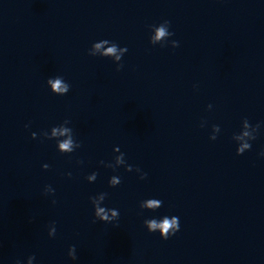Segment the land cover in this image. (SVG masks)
<instances>
[{
	"label": "clouds",
	"instance_id": "obj_1",
	"mask_svg": "<svg viewBox=\"0 0 264 264\" xmlns=\"http://www.w3.org/2000/svg\"><path fill=\"white\" fill-rule=\"evenodd\" d=\"M170 27V21L164 20L162 23H160L158 26H151V31L154 34H151L150 36V43L153 45L157 44V41H160L165 38H169L174 33L169 31ZM168 39H166V42ZM105 44H111L110 47L106 49L105 52L100 53V57H114L113 62L117 63V71H119L123 65L120 64L119 62L121 61L123 55L127 52L126 47H117V44L110 42L108 40H102L100 43H94L89 50V55L90 56H97V53L100 52V49L105 45ZM161 47L166 46V43L160 44ZM171 46L173 48L179 47V42L178 41H171ZM47 85L50 88L51 92L53 94L63 96L66 95L70 91V84L65 82L64 78L62 76H56V77H50L47 80ZM208 108L211 109L212 105H208ZM71 122L69 120H64L63 123L54 126L50 130V134L48 131H45L42 133L43 137L48 140L55 139L56 140V147L58 152L61 154H70L73 153L76 149L80 148L82 145L80 142H78L75 137H74V131L71 127H68ZM242 125L244 129H253L255 134H252L248 131H243L239 134H234L233 139L240 140L243 137H248V140H244L242 143H240L236 149V154L237 155H242L246 151L251 150V143L250 141H253L256 139V134L258 130L261 127L260 123H257L256 125L250 124L249 120L247 118H244L242 120ZM204 124H201V127H203ZM25 127H28L27 125ZM215 132H219L220 128L218 125H213L212 128ZM31 138L36 139L37 134L35 132L31 133ZM217 137L216 135H211L210 139L215 140ZM115 153H119V155H116L114 158V163H107L105 164L104 161H100L101 164H103L107 168H112L115 170L119 166H124L125 170L128 172L133 171V166L126 164L125 161V154L120 151V148L117 146L113 149ZM260 155L264 156V150L261 151ZM44 169H48L49 165L44 164L42 166ZM136 172L140 173V179H146L147 173L141 172V170L137 167L135 169ZM69 177H71V173H67ZM98 173L92 172L90 175L86 177L88 182H94L97 179ZM109 186L110 187H116L121 183V179L119 176H112L109 179ZM45 194H54V189L48 185L45 186ZM107 196V193H100L97 196L90 197V201L93 205L94 208V223L96 220H99L101 222L105 223H112L114 221H117L119 219V210L118 209H109L106 207L101 206L103 201L105 200ZM53 203H55V200H53ZM163 202L159 199L156 198H150L142 201L140 203V208L141 209H146V210H151L155 211L159 208L162 207ZM144 225L148 232L154 233L157 232L159 229V234L160 237L164 240H167L170 236L175 235L177 231H179V218L176 216H172L171 219H169L168 216H164L162 219V222H158L157 219L152 218V219H146L144 221ZM56 235V227H55V222L53 221L48 228V236L50 238L55 237ZM68 257L72 260H76V248L75 246H70L68 249ZM35 260V256H29L27 258V264H33V261ZM16 264H21L19 260L16 261Z\"/></svg>",
	"mask_w": 264,
	"mask_h": 264
}]
</instances>
